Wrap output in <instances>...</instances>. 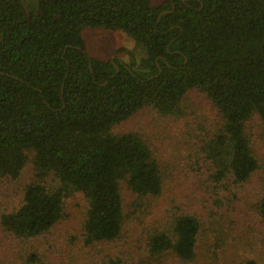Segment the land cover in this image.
Wrapping results in <instances>:
<instances>
[{
	"label": "trees",
	"instance_id": "obj_1",
	"mask_svg": "<svg viewBox=\"0 0 264 264\" xmlns=\"http://www.w3.org/2000/svg\"><path fill=\"white\" fill-rule=\"evenodd\" d=\"M83 27L130 36L151 71L91 56ZM186 98L205 119L176 175L137 132H112L142 111L180 116ZM258 141L264 0H0V181L18 186L28 162L34 170L0 208V236L20 245L25 264H54L35 244L73 200L84 262L197 264L201 246L216 252L210 233L229 239L221 222L245 187L264 179ZM171 181L177 194L160 204ZM247 201L264 225V189Z\"/></svg>",
	"mask_w": 264,
	"mask_h": 264
},
{
	"label": "rangeland",
	"instance_id": "obj_2",
	"mask_svg": "<svg viewBox=\"0 0 264 264\" xmlns=\"http://www.w3.org/2000/svg\"><path fill=\"white\" fill-rule=\"evenodd\" d=\"M163 1L165 0H151L153 5H159ZM80 35L85 42V51L91 56L131 64L133 70L140 74L151 71L150 65L147 64L146 52L121 31L83 27ZM184 102L180 116L157 119L142 111L130 120L113 127L112 132H137L152 147L161 164L176 175L181 170L185 157L194 151L193 138L189 137H196L195 129L199 122L205 119L204 108L199 106L198 102L188 98ZM256 149L264 163V142L258 141ZM33 174V166L28 162L22 173L23 181H20L18 186L6 180L0 181V208L10 209L14 205L20 188ZM261 174L264 177V164ZM167 187V195L160 204L169 203L177 194L176 187L179 189L180 186L176 181H171L167 182ZM259 188L264 189V179L259 181V177L249 187H245L247 199H240L233 213L221 222L225 225L223 230H231L229 239L221 241L215 232L210 233L209 237L216 245V252L212 253L209 248L201 246V249H204L199 253L197 264H243L246 259L252 258L264 264V225L259 224V220L249 212L250 202L247 201L254 198ZM82 210L79 201H71L66 207L68 216L58 224L51 235L39 239L35 244L46 251L45 257L54 256V264H89L84 262L88 260L87 251L82 250L74 240L80 229ZM217 228L219 227L216 226L213 230ZM21 251L20 245L0 236V264H25L27 257ZM92 256L91 253L90 257Z\"/></svg>",
	"mask_w": 264,
	"mask_h": 264
},
{
	"label": "water",
	"instance_id": "obj_3",
	"mask_svg": "<svg viewBox=\"0 0 264 264\" xmlns=\"http://www.w3.org/2000/svg\"><path fill=\"white\" fill-rule=\"evenodd\" d=\"M172 8H174V6L172 5ZM172 11V10H171ZM171 11H168V10H166V11H163V12H161L160 14H159V16H158V21H159V19H160V17H161V15L163 14V13H166V12H171ZM111 61H112V63H113V59H111ZM114 64V63H113ZM157 68H158V74H160V72H161V70H160V68H159V66L157 65ZM118 67L117 66H115V73L113 74V76H115L116 74H117V72H118Z\"/></svg>",
	"mask_w": 264,
	"mask_h": 264
}]
</instances>
